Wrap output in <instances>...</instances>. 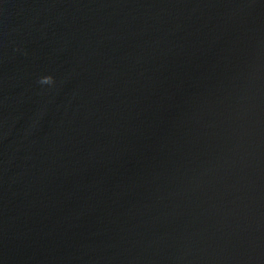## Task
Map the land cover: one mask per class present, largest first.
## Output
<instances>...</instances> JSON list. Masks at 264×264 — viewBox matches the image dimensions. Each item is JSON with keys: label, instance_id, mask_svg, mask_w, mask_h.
I'll use <instances>...</instances> for the list:
<instances>
[{"label": "water", "instance_id": "1", "mask_svg": "<svg viewBox=\"0 0 264 264\" xmlns=\"http://www.w3.org/2000/svg\"><path fill=\"white\" fill-rule=\"evenodd\" d=\"M0 264H264V0H0Z\"/></svg>", "mask_w": 264, "mask_h": 264}, {"label": "clouds", "instance_id": "2", "mask_svg": "<svg viewBox=\"0 0 264 264\" xmlns=\"http://www.w3.org/2000/svg\"><path fill=\"white\" fill-rule=\"evenodd\" d=\"M39 83L41 85H54L55 80L52 76H45L40 78Z\"/></svg>", "mask_w": 264, "mask_h": 264}]
</instances>
